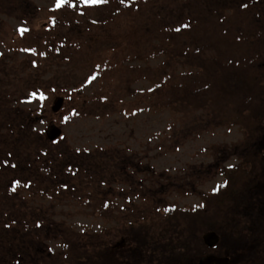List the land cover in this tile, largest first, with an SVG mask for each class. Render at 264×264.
Returning <instances> with one entry per match:
<instances>
[{
    "label": "rangeland",
    "instance_id": "obj_1",
    "mask_svg": "<svg viewBox=\"0 0 264 264\" xmlns=\"http://www.w3.org/2000/svg\"><path fill=\"white\" fill-rule=\"evenodd\" d=\"M217 1L67 0L57 8V0H0V174L32 180L45 193L23 192L18 184L11 190L49 207L47 214L70 230L99 232L132 220L152 221L157 232L167 211L199 210L194 224L208 251L197 264L224 257L205 236L214 232L226 243L228 234L246 236L244 211L234 213L236 222L232 214L212 212L231 180L237 188L258 170L264 179V158L255 157L264 141L249 140L264 134V92H256L253 105H219L210 87L202 105L187 113L147 106L148 90L163 77L197 83L190 68L197 65L196 48L223 28V1ZM243 2L231 30L256 27L250 2ZM203 12L210 16L200 17ZM135 50L141 55H129ZM187 51L191 56H178ZM236 56L253 59L252 53L230 57ZM249 95L236 92L234 102ZM257 188L264 197V183ZM258 206L246 215L248 225L264 217ZM183 229L195 234L192 225ZM50 245L59 249L58 241ZM188 247L193 252L194 244Z\"/></svg>",
    "mask_w": 264,
    "mask_h": 264
},
{
    "label": "trees",
    "instance_id": "obj_2",
    "mask_svg": "<svg viewBox=\"0 0 264 264\" xmlns=\"http://www.w3.org/2000/svg\"><path fill=\"white\" fill-rule=\"evenodd\" d=\"M222 1L223 9L220 15L223 28L219 31L217 29L210 31L211 39L207 38V41L202 43L204 48L202 50L196 48L197 53L194 57L197 58V65L190 66L198 73L197 83L184 78L174 80L170 76L161 78L148 90V97L151 95L147 100L149 108H165L172 113H187L189 109L194 110L200 106L199 104L202 105V101L206 99L203 90L210 87L216 95L213 99H217L219 105L221 103L253 105L258 100L256 92L258 90L264 92V0H247L251 7L250 18L251 15L256 16V20L254 19L256 27L249 29L238 24L233 30L229 28L228 23L232 14H238L237 4L239 3L240 8H245L247 3L243 0L237 2L219 0L216 6ZM205 16L210 15L204 12L200 14V17ZM153 28L155 30L157 27ZM207 33L208 30L203 34ZM158 45L161 47L159 43ZM205 52H210L209 56L205 55ZM141 53L135 50L129 55L139 56ZM188 53L187 51L185 55L178 56L183 58ZM243 53H252L253 59L230 57L233 54L243 56ZM255 58L256 63H252ZM189 75H192V72ZM236 92H250V95L236 103L234 102ZM236 109L238 110V106ZM250 139L264 141V134L250 135ZM261 153L260 156L259 153L255 155L259 163L262 161L260 159L264 158V146ZM63 161L65 163V160ZM256 175V178L242 176L245 179L239 180L237 188L232 187L231 180V187L224 190L226 194L222 191L220 197H216L220 202L216 201L214 210L215 208L217 210L212 212L214 215L221 213L225 217L232 214L233 221L236 222L238 218H234V213L244 211L240 218L243 219L242 223L246 222V226L243 227L247 231L244 234L246 236L228 234L227 243L225 238H220L212 250L227 257L229 264H264V217L259 219L258 224L250 222L248 225L246 216L249 210L251 213L259 212L258 203L264 205V197H260L257 188L262 186L264 179L261 178L260 170ZM259 178L263 181L262 184L257 180ZM3 181L9 185L4 188L0 186V264H52L53 261L58 264H197L199 253L208 251L207 248L203 250L202 244H199L194 224L199 210L167 211L158 219L157 232L151 230L152 221L145 223L132 220L127 223L118 221L121 223L119 227L111 226L99 232L70 230L62 222L53 220L51 213L47 214L49 207H40L39 204L42 203L27 200L20 191L11 190L18 184L23 192L35 191L37 195L45 193V188L38 186L33 188L32 180H20L9 174L6 178L0 174V185ZM240 188L244 195H234L233 193ZM228 197L231 199L229 202ZM108 210L106 207L100 210L99 214ZM180 221L183 222V228L192 225L195 234L185 231ZM254 230L261 234L254 235ZM121 239L123 241L119 242ZM53 241L59 242L58 250L50 245ZM190 244L195 246L193 252L188 247Z\"/></svg>",
    "mask_w": 264,
    "mask_h": 264
},
{
    "label": "water",
    "instance_id": "obj_3",
    "mask_svg": "<svg viewBox=\"0 0 264 264\" xmlns=\"http://www.w3.org/2000/svg\"><path fill=\"white\" fill-rule=\"evenodd\" d=\"M56 135H58V133ZM56 135L48 133V136L50 137V139L55 138ZM217 240H218L217 234H215L214 232H209L205 236V242L209 247L214 246L217 243ZM203 263H205V264H229L227 257H217L214 255L206 256L201 261V264H203Z\"/></svg>",
    "mask_w": 264,
    "mask_h": 264
},
{
    "label": "snow or ice",
    "instance_id": "obj_4",
    "mask_svg": "<svg viewBox=\"0 0 264 264\" xmlns=\"http://www.w3.org/2000/svg\"><path fill=\"white\" fill-rule=\"evenodd\" d=\"M67 2V0H57V8H59L61 5L65 4ZM101 2V0H86V3H91V4H96ZM21 31H26L24 29H21ZM94 79V77L92 78ZM33 96L35 97V94L33 93ZM39 100L43 101L46 99V97L43 94H40L38 97ZM67 118L65 117V120Z\"/></svg>",
    "mask_w": 264,
    "mask_h": 264
}]
</instances>
